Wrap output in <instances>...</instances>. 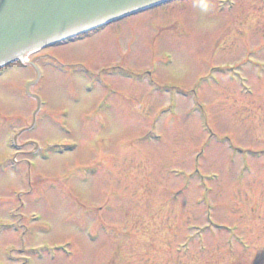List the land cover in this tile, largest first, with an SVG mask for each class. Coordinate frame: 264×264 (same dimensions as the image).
<instances>
[{"label": "rangeland", "instance_id": "374dc122", "mask_svg": "<svg viewBox=\"0 0 264 264\" xmlns=\"http://www.w3.org/2000/svg\"><path fill=\"white\" fill-rule=\"evenodd\" d=\"M231 2L170 3L32 54L39 81L31 63L2 71L0 264H264V0ZM248 52L252 95L211 70ZM29 80L44 104L31 132ZM202 210L231 232L182 255Z\"/></svg>", "mask_w": 264, "mask_h": 264}, {"label": "water", "instance_id": "95a60500", "mask_svg": "<svg viewBox=\"0 0 264 264\" xmlns=\"http://www.w3.org/2000/svg\"><path fill=\"white\" fill-rule=\"evenodd\" d=\"M158 0H0V62Z\"/></svg>", "mask_w": 264, "mask_h": 264}, {"label": "clouds", "instance_id": "9594fccd", "mask_svg": "<svg viewBox=\"0 0 264 264\" xmlns=\"http://www.w3.org/2000/svg\"><path fill=\"white\" fill-rule=\"evenodd\" d=\"M200 7H201L204 11H207L208 8H209V5H207V4H202Z\"/></svg>", "mask_w": 264, "mask_h": 264}, {"label": "bare ground", "instance_id": "6f19581e", "mask_svg": "<svg viewBox=\"0 0 264 264\" xmlns=\"http://www.w3.org/2000/svg\"><path fill=\"white\" fill-rule=\"evenodd\" d=\"M104 29H106V28H104ZM36 128H37V126L35 127V129H36ZM35 129H34V130H35ZM76 149H77V147H76ZM76 149H74L73 151H75Z\"/></svg>", "mask_w": 264, "mask_h": 264}]
</instances>
